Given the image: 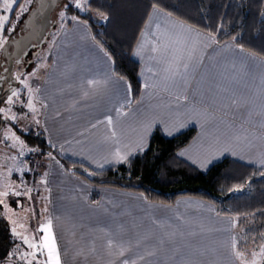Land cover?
Returning <instances> with one entry per match:
<instances>
[{
  "label": "crops",
  "instance_id": "0c3cea01",
  "mask_svg": "<svg viewBox=\"0 0 264 264\" xmlns=\"http://www.w3.org/2000/svg\"><path fill=\"white\" fill-rule=\"evenodd\" d=\"M166 14L152 9L141 31L146 35L140 34L134 48L133 58L140 65L142 83L136 102H133L128 81L115 75L112 58L95 41L90 28L80 21L64 26L35 96L41 106V129L49 145L65 157L105 169L125 163L143 151L156 128L168 138L194 128L195 136L178 155L200 171H207L225 158L264 169L253 165L251 157L264 151L259 147L261 138L258 136L261 128L264 129V82L254 83L252 78L257 74L255 70L264 74V59L233 41L219 44L213 35ZM177 22L194 29L185 35L189 45L196 47L197 55L202 54V63L190 68L187 83L177 78L173 84L164 80V74L159 71L162 65L158 58L153 59L150 49L154 40L165 30L172 31ZM210 37H214L215 42ZM140 44L144 45V51L137 56ZM106 77L111 79L96 91L86 83L92 79L103 81ZM145 83L155 86L146 89ZM165 85L168 91L164 90ZM185 95L187 101L183 99ZM177 96L181 99L177 100ZM233 99L236 104L232 103ZM108 116L113 120L111 126L106 123ZM146 124H151L147 133ZM112 127L117 131L119 143L107 139ZM142 136L141 150L136 145ZM251 146H254L253 153H250ZM129 147L134 151L126 160L117 162L113 156L116 149L123 155ZM91 185L88 194L95 190L100 194L97 204H91L94 212L101 213L97 220L107 232L131 241L133 248L127 255L133 259L145 256L140 264H173L167 254L169 249L176 248L181 256H188L196 247H212L215 241L218 243L222 233L227 237V264H238L231 249L237 218L220 215L214 204L194 197H180L174 204L155 203L139 193ZM153 219L163 227L153 224ZM173 231L182 235L157 247L158 238L167 239L166 233ZM138 239L142 241L139 248L135 247ZM150 251H155L156 255L148 256ZM117 261L115 264H120V258Z\"/></svg>",
  "mask_w": 264,
  "mask_h": 264
},
{
  "label": "trees",
  "instance_id": "16d2710c",
  "mask_svg": "<svg viewBox=\"0 0 264 264\" xmlns=\"http://www.w3.org/2000/svg\"><path fill=\"white\" fill-rule=\"evenodd\" d=\"M34 5L35 2L30 10ZM152 5L213 35L219 44L233 41L240 48L264 59V0H89L87 6L91 12L96 13H93L94 16L81 13L75 4H69L66 13L70 17L65 18V25H70L71 20H74L71 18L76 17L74 21H80L90 28L95 41L112 58L115 75L128 81L133 102L139 99L142 90L140 65L133 58V51L153 9ZM28 14L24 15L22 23ZM95 15L106 19L100 22ZM56 16L57 11L55 22ZM14 21L12 19L11 22ZM42 47L33 46L27 51L24 57H27V66L23 71L35 64ZM20 96H24L25 103L28 102L26 92L22 91ZM5 100L6 97L1 101ZM5 105L8 104L0 102V108ZM4 123V118L0 116L1 136ZM17 134L27 146L34 147L37 153H53L65 171L95 186L139 193L155 203L174 204L180 197H194L214 204L220 215L237 219L255 216L261 224L244 233H235L238 252H245L246 243L253 236L263 239L264 170L225 158L207 171H200L178 155L195 136L194 128L172 138L164 136L160 128H156L143 151L125 163L101 171L64 158L49 145L41 128L27 133L17 131ZM99 199V194L94 192L91 201ZM7 238L5 230H0V240L4 244L0 250V261L2 259L3 264L9 261L6 252L13 244Z\"/></svg>",
  "mask_w": 264,
  "mask_h": 264
},
{
  "label": "rangeland",
  "instance_id": "374dc122",
  "mask_svg": "<svg viewBox=\"0 0 264 264\" xmlns=\"http://www.w3.org/2000/svg\"><path fill=\"white\" fill-rule=\"evenodd\" d=\"M88 1L89 0H87V2ZM0 2H2V0H0ZM34 2L35 0H33V4ZM76 2L77 0H64L62 6L57 10V22L54 23V28L49 31L48 38L43 42L41 54L38 59L35 60V64H33L31 68L29 67L30 69L28 68L27 71H23L22 66L14 68L13 75L18 85L15 90L19 92V98L17 99L14 97V103L12 105L4 106L6 110L11 109V111L8 112L9 118H5L4 113H0V116L5 120V123L2 125L3 136H1L2 133L0 134V191L6 190V185L11 186L9 195L4 198L8 207L5 208L3 205H0V221L4 220V222H0V230H5L6 236L8 237L7 239L9 242L11 240L13 243L9 251L6 252L9 261L5 264H26L25 260L20 259V255L26 251H31L28 249L27 245L24 244L22 239L13 235L11 229L15 227L16 231L21 233L22 236L31 238L36 232L38 225L45 222L48 217L53 219V231L61 251V260L63 264H110V259H112V261H117L118 259L115 254L109 256L106 242L110 237L116 239H119V237H117L116 233L112 234L104 230V225L96 218L98 216L101 217V213L98 214L99 212H94L91 207V204L96 205L99 201H91L92 194L94 192L99 194V192L95 190L88 194V189L92 186L89 184L90 182L88 183L87 180L65 171L53 153H37L34 147L27 146L17 134V131L27 133L41 128V106L35 97L37 93L35 89L38 88L40 82L42 83L49 65L51 64L50 55L53 52L55 42L64 26H66L64 20L66 17H70L66 13V7ZM80 2L83 3L84 0H80ZM79 11L84 14H92L93 16L96 14L91 12L87 3L85 7L79 9ZM61 12H64L63 19L60 18ZM26 14L27 13H25V15ZM97 16L98 15H95V17ZM23 17L20 23L17 24L15 32L11 34L5 33V35L8 36V40L21 31ZM98 20L103 22L105 18L103 16H98ZM13 23H15V21ZM2 54L3 50H0V75L3 70L2 64L4 62ZM255 72L257 74L252 75L254 83L264 82V74L256 70ZM32 73H35V75H31ZM18 74L20 75V79L26 80L28 86L33 89L32 102L37 109L36 112H32L28 109V102L25 103L24 96H20L21 92L24 91L26 92V98L29 100L28 88L16 79ZM12 115L17 116V119H10ZM254 118L256 119L258 116ZM37 121H39V123H37ZM13 133L19 138V141L23 142V145L17 142L16 146L12 147L13 141L5 139L6 134L11 135ZM258 136L261 138L259 140V147L264 150V129L261 128V133ZM256 138L257 135L255 136V139ZM253 152L254 146H251L250 153ZM257 153L258 152L251 156L253 158L252 163L255 166L264 167L259 163L262 156H264V151L261 155ZM62 156L71 161H75L74 159L65 157L64 154ZM86 165L89 166L88 164ZM89 167L95 171L103 170V168L98 166ZM45 174L47 175L45 176ZM44 179L47 180V184L41 183ZM28 189L32 190L30 193L31 199H29V194L27 193ZM12 190L20 192L21 195H13ZM44 197L47 199H44ZM17 202H19V206ZM103 204H106L105 200H103ZM45 207L47 208L46 212L44 211ZM12 221H16V223L13 224ZM259 224L261 223L257 221L255 216L236 219V233H244ZM20 225H23V227ZM262 226H264V220L262 221ZM262 237L263 239L253 236V238L246 243L243 260L247 261L248 264H251L253 260L252 253H259L261 247H264V236ZM226 239L227 237L222 233L220 239L218 237V243L215 241L212 247H196L194 252L191 250L188 256H181V252H177L176 248L169 249L167 254L170 259H173V264H227ZM3 247L4 244L0 240V250ZM93 247L95 248L94 252L92 251ZM115 251L116 250L113 249L114 253ZM257 261L258 264H264V258L257 257ZM116 263H118V261ZM0 264H3L2 259ZM238 264H243V261L238 260Z\"/></svg>",
  "mask_w": 264,
  "mask_h": 264
},
{
  "label": "snow or ice",
  "instance_id": "6c2138e0",
  "mask_svg": "<svg viewBox=\"0 0 264 264\" xmlns=\"http://www.w3.org/2000/svg\"><path fill=\"white\" fill-rule=\"evenodd\" d=\"M86 3L87 0H84L83 3H81L80 0H77V2L75 3V7L78 9H83ZM32 4L33 0H2V2H0V50H3L5 45H7L9 42L8 36L5 35V33L7 32L8 34H11L12 32L16 31L17 24L20 23L21 18L25 15V13H29V9L31 8ZM152 8L153 12L158 13L161 11L156 5H152ZM166 15L170 16L171 13H167ZM60 18H64V12L60 13ZM12 19L15 20V23L11 22ZM72 19L75 20L76 17H73ZM149 19L151 20V17ZM147 27L148 26L146 25V28ZM156 28L159 29V24L156 25ZM193 31L194 29L191 28V26L177 22L173 25L172 31L165 30L162 35H160L154 40L153 46L151 47L150 51L154 54L153 59L158 58V62L162 65L159 71L164 74L163 78L166 82L171 81L173 84H175L177 78H180L184 80L185 83H187V74L190 68L194 64L202 63V54L197 55L196 47L194 45H189L187 36L185 35L186 33H192ZM141 35L145 36L146 33H141ZM197 36H199V33H197ZM210 39L212 42H215L214 37H210ZM143 51L144 45L140 44L138 45V49L135 55L140 56ZM156 74L159 75V72H157ZM31 75H35V73H32ZM3 79V77H0V81H2ZM16 79L19 80L20 83L24 84L26 88H28L29 100L27 103V107L32 112H36L37 109L35 108L32 102L33 89L28 86L26 80L20 79L19 74L16 76ZM109 79H111V77H106L103 81L92 79L86 81V83L90 89L96 91L99 90L101 87L105 86L109 82ZM154 86V84H144V87L146 89ZM128 88L130 90V85L128 86ZM164 90H169L167 85H165ZM35 91L39 92V89L37 88L35 89ZM84 95L87 96L88 92H85ZM14 97L18 99L19 92L17 90H10V94L6 97V100L0 102L12 105L14 103ZM176 99L179 100L181 99V97L177 96ZM183 99L187 101L188 97L185 95L183 96ZM232 103L236 104L237 101L233 99ZM10 111L11 109L6 110L5 108H0V113H4L5 118H9L8 112ZM121 114L127 115V113ZM10 119L16 120L17 117L15 115H12ZM37 123H39V121H37ZM106 123L109 126L113 125V120L111 116L106 117ZM95 126L96 125H93V127ZM150 127L151 124L145 125V133H147V130ZM110 132L111 135L107 137V139H115V142L119 143L116 129L112 127L110 129ZM5 139L13 141L11 145L12 147H15L17 142L23 145V142L19 141V138L16 137L14 133L11 135L6 134ZM143 142L144 137L142 136L140 142L136 145V147L142 150ZM132 151H134V149L129 147L128 152H125L123 155H121L120 149L117 148L116 151L113 153V156L117 160V162H120L126 160L127 156ZM181 155H184V153H181ZM259 163L264 166V156H262ZM100 166L102 167V165ZM46 175L47 174H45V176ZM262 175H264V173H262ZM41 183L47 184V180L44 179L41 181ZM5 188L6 190L0 191V205H3L5 208H7L8 205L5 203L4 198L9 195V190H11V186L6 185ZM31 191V189L27 190V193L29 194V199H31ZM12 194L15 196L21 195L20 192L14 190H12ZM44 199L47 198L44 197ZM17 204L19 206V202H17ZM44 211H47L46 207ZM12 223L15 224L16 221H12ZM152 223L158 225L159 227H163V225L156 219H153ZM20 226L23 227V225ZM11 231L15 237L22 239L24 244L27 245L28 249L31 250L26 251L20 255V259L25 260L26 264H63L61 260V251L57 244L55 233L53 231V219L51 217H48L45 222H42L38 225V227L36 228V232L32 235L31 238H29L28 236H22L21 233L16 231L15 227H13ZM177 235H182V233H178L176 231L166 233L167 239H165V237L158 238L157 247H163L167 242H171ZM147 238L148 237H144L143 239ZM141 242L142 241L138 239L135 243V247L139 248ZM106 247L109 256L115 254L118 258H120V264H140L141 261L145 260V256L143 255H139L135 259L130 258L127 254L132 251L133 245L131 241H126L123 238L116 239L110 237L106 242ZM113 249L116 250L115 253L113 252ZM231 249L232 255L236 259L242 260L243 264H248L247 261L243 260V253L236 251V242L234 240L231 244ZM92 251H95L94 247L92 248ZM155 255V251L148 252V256ZM252 256L253 260L251 264H258L257 257L264 258V247H261L259 253L253 252ZM110 264H115V262L112 261L110 262Z\"/></svg>",
  "mask_w": 264,
  "mask_h": 264
},
{
  "label": "water",
  "instance_id": "95a60500",
  "mask_svg": "<svg viewBox=\"0 0 264 264\" xmlns=\"http://www.w3.org/2000/svg\"><path fill=\"white\" fill-rule=\"evenodd\" d=\"M63 2L64 0H35V5L23 21L21 32L10 38L8 44L5 45L1 74L3 78L11 82V90L17 88L13 75L15 64L22 62L30 48L43 44L54 25L55 13ZM9 94L10 91L5 94V97Z\"/></svg>",
  "mask_w": 264,
  "mask_h": 264
},
{
  "label": "flooded vegetation",
  "instance_id": "af4514ba",
  "mask_svg": "<svg viewBox=\"0 0 264 264\" xmlns=\"http://www.w3.org/2000/svg\"><path fill=\"white\" fill-rule=\"evenodd\" d=\"M20 30H22V27H21ZM24 57H23L21 63H16L15 65L20 64L22 66V68H25L27 66V60H26L27 57L25 59H24ZM0 77H2V74L0 75ZM11 89H12V85H11V82L9 80H7L6 78H4L2 81H0V101H1L2 98H5V94L7 92H9Z\"/></svg>",
  "mask_w": 264,
  "mask_h": 264
}]
</instances>
